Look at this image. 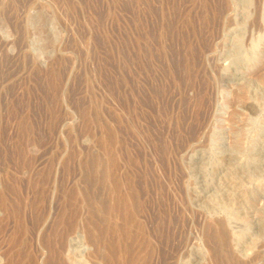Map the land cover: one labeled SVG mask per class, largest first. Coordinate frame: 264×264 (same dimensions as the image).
<instances>
[{
  "label": "rangeland",
  "instance_id": "1",
  "mask_svg": "<svg viewBox=\"0 0 264 264\" xmlns=\"http://www.w3.org/2000/svg\"><path fill=\"white\" fill-rule=\"evenodd\" d=\"M258 2L0 0V194L28 203V224L75 221V264H123L89 240L109 225L96 212L106 169L100 195L114 176L139 185L144 208L125 245L137 237L145 256L152 245L142 264H264V23L258 65L245 70L251 19L245 31L238 17ZM245 84L247 99L230 106L226 94ZM2 214L0 225L17 224Z\"/></svg>",
  "mask_w": 264,
  "mask_h": 264
},
{
  "label": "bare ground",
  "instance_id": "2",
  "mask_svg": "<svg viewBox=\"0 0 264 264\" xmlns=\"http://www.w3.org/2000/svg\"><path fill=\"white\" fill-rule=\"evenodd\" d=\"M258 1V6L256 7L253 15H251L250 12L248 13V15L247 13L243 14L242 16L238 15L240 19L239 24L244 26L245 31L248 27V19H251V22L249 24L251 42L253 44L252 48L254 50L252 57L249 56L250 58L248 57L247 61H245V70L255 69L260 60V54L257 53L259 45L255 40V36H258L259 38L261 37V24L264 23V21L262 20L263 16L259 15L260 10L258 8L260 7L262 0ZM12 24L18 34H28L25 28H23L22 30L19 27L18 20H14ZM245 35L246 32L244 33L243 38L245 37ZM242 50L244 49L242 48ZM232 53L234 52L232 51ZM239 81L243 82L244 78L239 79ZM247 84L241 85L239 93H232L230 91L228 92V94H226V97L228 99L233 97L234 101L229 104L230 106H233L234 104H236V102H242L247 99ZM199 92H201V90ZM223 93L224 91L222 92L221 90H218L217 96H220V94L223 95ZM219 99L217 98L215 100V103L212 99V103L217 104ZM21 129L24 132H28L30 130V124L28 120H25V118L24 121L21 122ZM111 140L112 136H110V141ZM28 144L32 145L33 142H29ZM111 162H113L112 166L115 168V160L112 159ZM106 176V169H104L99 176V195L97 196L98 207L96 212L98 214V217L100 218V222L102 224L108 223L109 225L102 226L98 230L99 235L97 237L91 236L89 240L90 242L97 243L98 246H100L102 242L110 243V249H108L106 255H103L104 258H106V260L108 261L118 258L121 260L127 259L128 262L123 264H142L143 258H146V256V259H148V257H152L153 252L155 251L152 245H150L149 242L146 243V256L141 252V250L136 254L133 252V247L139 240L137 237L135 238V240L134 237H132L131 245H125V243L128 242V238H130V236L132 235L131 230H133L136 226L137 217L140 215L144 208V203L142 202L139 192V185L133 180H129L127 183H123L118 177L114 176V186L110 190L108 195H104V193L100 195L102 193H100V190H103V188L106 186ZM123 185H126V187H123ZM124 188L125 190H127L126 192L123 191ZM70 195L72 196V194ZM9 201L10 200H8L5 193L0 194V215L3 216L2 213L4 212V217L6 220L14 219L17 222V224L10 229L9 224L0 225V236L3 237L4 244L6 245L3 253L0 254V264H75L78 258L82 259V255H77V257H75L71 251V248L74 242H77L78 245H83L84 238L79 233L78 224L75 221H67V215L64 212L61 213V215L58 217V220L54 222V224L52 223L50 225H47V221L44 220V214L34 215L33 222L31 224H28L25 221V212L29 207L28 203L21 202V204L13 206L10 203L11 201ZM123 225L126 227H123ZM218 225V230L216 233H214L213 237L218 241L219 248H223L226 241V235L223 230L224 221L220 220L218 222ZM137 228L139 230V226ZM226 258L228 260H231V257L229 256H226Z\"/></svg>",
  "mask_w": 264,
  "mask_h": 264
}]
</instances>
